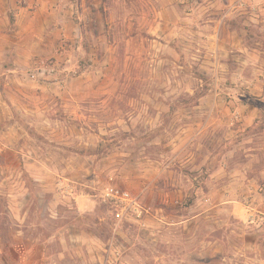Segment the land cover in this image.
<instances>
[{
    "label": "rangeland",
    "instance_id": "obj_1",
    "mask_svg": "<svg viewBox=\"0 0 264 264\" xmlns=\"http://www.w3.org/2000/svg\"><path fill=\"white\" fill-rule=\"evenodd\" d=\"M31 2L0 41V264H264V2Z\"/></svg>",
    "mask_w": 264,
    "mask_h": 264
},
{
    "label": "crops",
    "instance_id": "obj_2",
    "mask_svg": "<svg viewBox=\"0 0 264 264\" xmlns=\"http://www.w3.org/2000/svg\"><path fill=\"white\" fill-rule=\"evenodd\" d=\"M21 4L17 3V0H0V41L3 42H7L11 37V35H13L12 33L9 32V28L7 26L6 23V14L8 13V11L10 9H14L15 11V18H17V21L15 23H22V19L27 18V20L30 17V13L31 12H35V11H30L29 8L31 6H36V5H31L32 2L31 0H20ZM34 2V1H33ZM38 5H40L38 7ZM36 6V8H42V7H46L48 6L47 3H42V4H38ZM51 11L54 10V8L51 6ZM57 12L59 13V7H57ZM63 11L65 12V10L63 9ZM22 28L18 29L19 33H22ZM14 35H18L17 31L14 33Z\"/></svg>",
    "mask_w": 264,
    "mask_h": 264
},
{
    "label": "built area",
    "instance_id": "obj_3",
    "mask_svg": "<svg viewBox=\"0 0 264 264\" xmlns=\"http://www.w3.org/2000/svg\"><path fill=\"white\" fill-rule=\"evenodd\" d=\"M262 1L264 2V0ZM254 9H256L255 6ZM105 199L116 208L118 218L140 214L141 206L138 197L127 189L109 187L106 190Z\"/></svg>",
    "mask_w": 264,
    "mask_h": 264
}]
</instances>
